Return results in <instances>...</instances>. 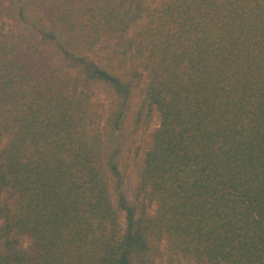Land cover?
I'll use <instances>...</instances> for the list:
<instances>
[{
    "label": "trees",
    "instance_id": "trees-1",
    "mask_svg": "<svg viewBox=\"0 0 264 264\" xmlns=\"http://www.w3.org/2000/svg\"><path fill=\"white\" fill-rule=\"evenodd\" d=\"M136 90L153 215L120 169ZM163 238L264 264V0H0V264H158Z\"/></svg>",
    "mask_w": 264,
    "mask_h": 264
},
{
    "label": "rangeland",
    "instance_id": "rangeland-1",
    "mask_svg": "<svg viewBox=\"0 0 264 264\" xmlns=\"http://www.w3.org/2000/svg\"><path fill=\"white\" fill-rule=\"evenodd\" d=\"M97 55V53H96ZM106 58L105 55L97 56ZM113 67H117L113 65ZM117 69V68H116ZM127 68L126 70H128ZM124 71V70H116ZM125 73V72H124ZM147 74V73H146ZM145 82L143 86H146ZM144 94V93H143ZM143 94L136 90L132 101V110L129 113L125 123L126 145L120 160V169L124 175V191L128 198L138 203L140 206L145 205L149 214L156 211V203L148 194L139 191V175L142 168L144 154L150 143V134L154 132L160 125V113L154 109L151 113L147 108L143 110L141 116H137L142 105ZM113 99V93L106 84H97L94 87L93 102L99 107H106ZM5 139H3V142ZM22 243L28 246L29 237H22ZM158 264H193L185 258H179L175 255L171 256L168 249V243L165 238L156 246L154 253L149 255Z\"/></svg>",
    "mask_w": 264,
    "mask_h": 264
}]
</instances>
